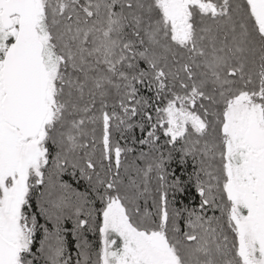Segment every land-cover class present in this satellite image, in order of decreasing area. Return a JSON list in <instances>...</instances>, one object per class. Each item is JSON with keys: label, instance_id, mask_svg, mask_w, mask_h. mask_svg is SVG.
<instances>
[{"label": "snow or ice", "instance_id": "1", "mask_svg": "<svg viewBox=\"0 0 264 264\" xmlns=\"http://www.w3.org/2000/svg\"><path fill=\"white\" fill-rule=\"evenodd\" d=\"M0 264H264V0H0Z\"/></svg>", "mask_w": 264, "mask_h": 264}, {"label": "trees", "instance_id": "2", "mask_svg": "<svg viewBox=\"0 0 264 264\" xmlns=\"http://www.w3.org/2000/svg\"><path fill=\"white\" fill-rule=\"evenodd\" d=\"M134 134L137 138L141 137L142 133L140 132V130L137 128L134 130ZM146 134V133H145ZM161 137H162V133H161ZM124 141H121V144H123ZM137 147H139V145H137ZM68 228H71V222L69 221L68 225H67ZM69 239H71V236L69 235Z\"/></svg>", "mask_w": 264, "mask_h": 264}]
</instances>
